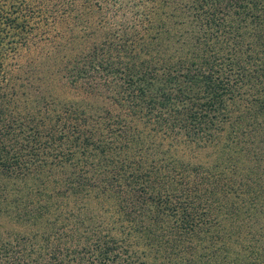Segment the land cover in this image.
Segmentation results:
<instances>
[{
    "label": "rangeland",
    "instance_id": "374dc122",
    "mask_svg": "<svg viewBox=\"0 0 264 264\" xmlns=\"http://www.w3.org/2000/svg\"><path fill=\"white\" fill-rule=\"evenodd\" d=\"M150 5L144 26L121 20L117 21L118 32H111L100 25L96 12L85 10L79 18L58 23L50 30L49 39L18 41L2 53L0 122L59 127L58 123L65 121L73 131L71 143L64 140L40 150L39 158L21 170H5L0 165V243L37 232L38 223H30L31 216L23 215L21 209L44 202L46 192L55 197L60 190H77L61 197V206H57L61 210H54L60 211L61 221L73 224L72 215H63L70 211L115 229L120 218L114 211L120 204L116 191L120 189L123 196L127 186L125 180L114 179L105 187L100 180L102 171L114 172L112 159L116 164L133 161L150 166L155 171L150 179L160 178L168 185L172 199L197 192L210 208L207 216L228 228L233 225L232 232L224 233L220 240L208 234L204 240L194 239L193 253L203 251L195 253L201 256L199 264H264V122L255 134L256 144L243 142L245 129L236 121L252 97L239 80L234 96L226 99L220 111L200 105L205 99L203 85L192 76L202 57L203 34L192 18L188 0H155ZM109 12L111 21L121 19ZM143 27H148L149 35L159 37L158 42L143 40L142 44V34L148 35ZM210 44L220 58L223 50ZM126 45L136 52L135 60L124 52ZM151 57L153 63H159L154 65L149 92L164 88L174 95L172 103L180 109L174 126L164 118L167 108H148L144 103L135 106L137 102L131 104L124 97L125 82L117 69L125 71L127 63ZM97 62L102 65L97 67ZM161 62L166 63L168 73H162ZM114 67L117 71L110 70ZM203 108L208 116L199 119ZM192 114L197 116L194 121ZM75 135L79 140L87 135L92 139L88 138L86 147L80 146L73 141ZM5 141L9 151L10 146H17L13 141L10 144V136ZM97 145H104V150ZM66 146L72 150L69 157L57 153L66 151ZM154 174L157 177L152 178ZM103 187L112 189L111 196L94 193ZM122 203L131 204V200ZM39 222H43L41 218ZM122 226L129 232L125 234L127 248L135 251L136 260L149 264L145 244L129 231L126 221ZM32 242L36 247V240ZM193 253L179 249L174 255L183 261ZM5 261L2 257L0 264Z\"/></svg>",
    "mask_w": 264,
    "mask_h": 264
},
{
    "label": "trees",
    "instance_id": "16d2710c",
    "mask_svg": "<svg viewBox=\"0 0 264 264\" xmlns=\"http://www.w3.org/2000/svg\"><path fill=\"white\" fill-rule=\"evenodd\" d=\"M114 2L118 3L117 7ZM151 2L152 0H0V76L3 74L1 57L7 46L11 45V48L18 45V41L27 43L33 38L49 39L50 30L58 23L73 17L79 18L85 10L96 12L100 25L111 28V32H118L116 30L120 25L117 21L121 20L134 26L138 21L144 26V20L151 10L150 4L155 3V0ZM188 6L197 28L203 34L202 57L198 62L199 67L195 68V74L191 75L203 85L205 99L200 105L207 110L220 111L225 107L226 99L234 96L237 88L235 84L239 80V83L247 87L252 98L236 122L245 129L246 138L243 142H247V145L256 144L258 138L255 134L263 127L261 123L264 122V0H188ZM109 11L117 13L114 18L119 16L121 19L111 21ZM147 29L148 27H143L144 34L148 35L142 34V44L143 40L151 44L158 42L159 37L149 35ZM210 43L223 50L224 54L220 58L215 56ZM125 44L124 42L122 45ZM124 48V52L132 60L138 57L131 47L126 45ZM136 60L138 61L127 63L125 71L117 69L119 78L125 82L124 97H128L131 104L137 102L134 103L135 106L144 103L148 108H167L169 111L164 118L174 126L178 121L177 111L180 110L172 103L174 95L164 88L159 90L158 87L156 94L149 92L152 79L155 78L154 65L159 62L153 63L152 57ZM111 62L113 61H108L109 64ZM95 64L97 67L102 65L100 62ZM159 65L163 67L162 73H168L166 63L161 62ZM110 70L117 71L116 68ZM190 116L192 121L197 117L196 114ZM207 116V111L203 108L198 118ZM38 125L17 126L11 122H0L2 168L21 170L23 166L39 158L40 150L56 146L64 140L71 143L69 136L73 128H68L69 122L61 121L58 123L59 127ZM25 127H29L28 130H24ZM9 136L10 144H17L13 149L10 146V151L5 141ZM77 136L73 137V141H78L80 146L86 147L88 138L92 139L87 135L79 140ZM97 146L100 151L104 150V145ZM81 151L85 152L84 149ZM57 153L69 157L72 150L66 146V151L58 150ZM111 164L115 167L112 175L102 171L100 180H103L105 187L114 179L125 180L127 186L123 196L120 195V189L116 191L120 204L114 211L117 217L120 216L117 218L119 226L108 229L101 223L92 221L86 214L80 216L70 211L63 215H72L73 224L61 221L60 211L54 210L59 208L57 206L61 203V197L76 194L77 190L56 191L55 197L46 192L44 202L29 209H21L23 215L31 216L30 223H38L37 232L27 236L18 235L12 237L10 242L0 243V259L6 258L5 264H145L143 259L136 260L135 251H130L126 246L125 234L129 232L122 226V222L126 221L130 226L129 231L136 233L150 252L149 264H199L201 256L195 253L201 254L203 251L193 253L192 250L196 249L194 239L204 240L205 234H208L211 239L220 240L224 233L232 232L233 225L228 228L207 216L210 208L197 192L185 195L184 199H172L168 185L160 178L150 179L155 173L150 166L143 167L133 161L116 164L112 159ZM154 175L152 178L157 177V174ZM105 187L94 193L111 196L112 189ZM128 198L131 204L124 205L122 201H127ZM209 200L211 203L212 199ZM51 212L54 215L49 218L48 214ZM40 218L43 222H39ZM33 239L36 240V247L31 245L34 243ZM179 249H186L193 254L182 261L180 256L174 255Z\"/></svg>",
    "mask_w": 264,
    "mask_h": 264
}]
</instances>
